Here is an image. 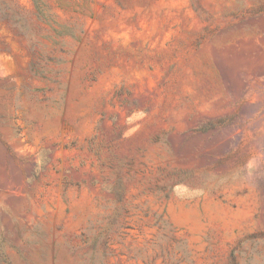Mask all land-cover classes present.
<instances>
[{
	"label": "rangeland",
	"instance_id": "1",
	"mask_svg": "<svg viewBox=\"0 0 264 264\" xmlns=\"http://www.w3.org/2000/svg\"><path fill=\"white\" fill-rule=\"evenodd\" d=\"M0 264H264V0H0Z\"/></svg>",
	"mask_w": 264,
	"mask_h": 264
}]
</instances>
